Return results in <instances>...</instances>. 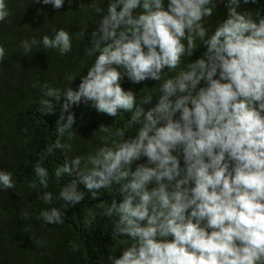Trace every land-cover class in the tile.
<instances>
[{"label":"clouds","instance_id":"9594fccd","mask_svg":"<svg viewBox=\"0 0 264 264\" xmlns=\"http://www.w3.org/2000/svg\"><path fill=\"white\" fill-rule=\"evenodd\" d=\"M65 2L31 0L56 12ZM218 2L226 18L211 28L206 18ZM258 3L264 5L261 0H107L105 10L99 0H89L87 7L100 16L85 50L94 56L91 65L75 90L42 85L44 115L63 98L49 154L71 150L60 137L73 136L74 105L87 104L112 118L131 115L127 126L114 132L98 129L110 146L56 166L55 178L75 173L76 179L55 195L47 190L43 159L36 161V180L28 187L48 205L36 219L45 226L63 223L64 211L84 200L77 183L92 199L118 185L119 201L106 202L102 214L113 222V240L132 243L121 248L119 258L108 255L106 264H264V15L260 8L241 10ZM9 15L7 0H0V22ZM51 33L39 41L21 40L19 47L25 56L34 48L61 56L72 51L66 29ZM5 54L0 45V61ZM124 78L133 84L159 81L155 103L152 94L138 103L131 89H122ZM66 79L72 83L74 77ZM128 127L135 134L125 138ZM15 188L13 173L0 170V191ZM95 216L89 209L85 225Z\"/></svg>","mask_w":264,"mask_h":264},{"label":"trees","instance_id":"16d2710c","mask_svg":"<svg viewBox=\"0 0 264 264\" xmlns=\"http://www.w3.org/2000/svg\"><path fill=\"white\" fill-rule=\"evenodd\" d=\"M264 3V0H261ZM89 0H72L59 12L50 5L31 3V0H7L9 17L0 22V45L6 50L5 58L0 61V170L13 173L16 178L15 190L0 191V264H106L108 255L119 258L121 248L132 243L124 238L112 239L113 222L103 216V206L113 198L119 201L118 185L101 190L95 199L84 186L77 183V188L84 192L80 204L64 211L63 223L42 225L36 215L48 205L37 198L38 193L28 184L35 181L33 172L35 163L43 159V166L49 172V188L54 195L60 187L76 179L75 173L57 179L54 169L63 165L65 160L75 156H87L105 143V133L98 132L101 126H127L130 113H118L112 118L98 114L87 104L73 106V136L60 137L62 144H70L71 150L49 148L57 134L56 121L61 114L57 102L50 114H43L39 109V100L43 96L42 85L64 90L69 86L75 90L80 77L86 74L92 58L87 57L86 49L91 47V32L99 22L100 16L87 7ZM99 6L106 10L107 0H99ZM260 8L264 15V5H246L241 10L255 12ZM226 18V8L219 3L212 17L206 18L207 25L214 28L219 20ZM52 28H64L72 37V51L64 56L52 49H33L25 56L19 47L21 40L35 37L38 41L42 35H51ZM83 30V35L81 32ZM199 44L200 42L197 41ZM204 49H198L190 60H195ZM187 59V58H185ZM74 77L71 83L66 77ZM165 75H169L165 69ZM171 75H174L172 73ZM71 83V85H70ZM159 81L145 80L133 84L124 78L121 87L131 89L137 95V102L147 94L153 95V103L158 95ZM145 87V88H144ZM152 105H145V108ZM67 113H65V116ZM134 129L128 127L126 137L134 135ZM112 139H116L115 136ZM141 158L137 163H143ZM135 165H133V168ZM55 207H59L57 202ZM96 213L95 219L88 220V210ZM39 242V243H37Z\"/></svg>","mask_w":264,"mask_h":264}]
</instances>
